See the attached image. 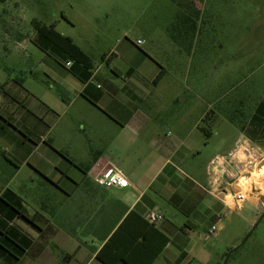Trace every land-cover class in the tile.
<instances>
[{
  "label": "crops",
  "instance_id": "1",
  "mask_svg": "<svg viewBox=\"0 0 264 264\" xmlns=\"http://www.w3.org/2000/svg\"><path fill=\"white\" fill-rule=\"evenodd\" d=\"M53 29L56 31L55 25ZM185 29L171 36L185 45L193 44L195 38ZM35 36L33 31L31 37ZM46 50L49 61L43 82L49 90H28L25 120L8 114L27 131L26 139L36 137V141L29 140V146L9 150L21 163L15 166L12 179H17L31 161L33 168L28 166L29 171L31 176H38L39 182L34 193L27 183L10 189L21 199L31 223L0 214L4 228L11 229L22 249H16V260L0 253V264H102L97 254L130 212L146 222L150 213L162 217L153 226L168 243L152 264L159 258L166 264H189L193 260L192 236L200 232L215 235L222 228L221 213L242 208L236 210L228 199L240 191L238 181L248 157L264 156V99L250 116L240 117L243 123L228 118L233 126L240 123V132L236 137H222V145L205 165L214 113H203L188 129V104L176 98L163 101L160 86L169 73L144 52L139 50L136 62L133 59L123 68L115 66L104 73L93 64L86 71L63 60L51 52L50 46ZM112 57L118 56L111 54L108 58ZM146 59L153 65L146 66ZM161 68L164 74L155 83ZM198 71L189 68L183 77H196ZM187 92L195 104L199 105L200 95L204 102L203 87L193 85ZM230 108L234 113L235 108ZM259 109L263 111L260 115ZM205 122L208 129L200 126ZM195 131L204 137H193ZM239 140L246 142L238 151ZM0 154L6 151L0 148ZM69 162L90 165L86 177ZM110 168L127 179L126 189H102L95 184L94 178ZM30 185H34L33 179ZM6 189L0 186V197ZM16 190L21 194L28 190L26 197L37 210L28 212ZM212 227L216 228L214 234H210Z\"/></svg>",
  "mask_w": 264,
  "mask_h": 264
},
{
  "label": "rangeland",
  "instance_id": "2",
  "mask_svg": "<svg viewBox=\"0 0 264 264\" xmlns=\"http://www.w3.org/2000/svg\"><path fill=\"white\" fill-rule=\"evenodd\" d=\"M179 2L181 0L0 2V148L6 151L5 155L0 154V186L12 190L16 184L21 187L22 183H27L34 193L39 182L38 176H31L29 171L31 161L25 164L17 179H12L15 166L21 163L9 151L29 146V140L36 141V137L26 139L27 131L8 114L13 113L14 119L23 116L25 120L27 116L23 112L27 107L28 90L41 93L50 87L43 82L48 52L40 46L36 36L31 37V21L46 27L55 25L56 31L71 38L91 59L94 69L101 72L110 73L115 66L123 68L133 59L136 62L141 55L139 50L163 66L169 73L160 86L163 101L175 98L179 103L186 101L189 117L185 126L188 129L199 122L203 113H214L216 120L210 126L212 138L205 146V165L222 145V137L238 136L239 125L243 123L241 118L250 116L264 99V0H205V5L196 2L200 16L194 43L188 45L171 36L184 29L182 27L180 32L178 27L170 28L171 25L182 22L188 15L187 10L178 6ZM201 39L205 40L204 44ZM111 54L118 57L108 58ZM143 63L148 67L153 65L148 59ZM189 68L201 72L198 71L196 77L184 78L183 73ZM193 85L204 90V102L200 95L199 105L187 92ZM190 103L193 104L190 106ZM231 106L236 112L232 113ZM262 113L260 109L257 112ZM228 118L240 123L233 126ZM200 126L207 128L206 122ZM172 127H169L170 133ZM193 137L204 136L195 131ZM244 175L249 178L242 179L241 185H253L255 190H261L260 194L248 193L247 199L254 203L247 201L238 211H223L219 222L222 228L215 235L194 234L193 260L189 264H264V206H261L264 205L261 195L264 194V167L257 166L252 173L244 172ZM16 191L24 199L28 212L37 210L26 197L28 190L24 194ZM155 264L166 263L159 258Z\"/></svg>",
  "mask_w": 264,
  "mask_h": 264
},
{
  "label": "trees",
  "instance_id": "3",
  "mask_svg": "<svg viewBox=\"0 0 264 264\" xmlns=\"http://www.w3.org/2000/svg\"><path fill=\"white\" fill-rule=\"evenodd\" d=\"M203 1L181 0L178 6L182 10L183 8L187 10L188 15H185L182 22H175L174 28L178 27L177 29L180 32V28H187L185 30L188 33L190 32L194 37L197 32L196 25L200 16V9H198L195 3L200 4ZM0 2H3V0H0ZM30 24L36 33V37L40 40V46L46 52V47L50 46L51 52L59 54L63 60H70L74 64L80 65L86 71L92 69V63L89 58L69 38L63 37L54 31L53 26L46 27L36 21H31ZM163 74L164 69L161 68L154 80L155 83L162 78ZM206 137L208 136L206 135ZM69 163L74 165L72 162ZM74 166L86 177L90 165ZM0 212L2 217L7 219L16 216L31 223L25 217V210L21 205V199L10 189H6L0 197ZM4 226V222L0 219V253L6 254L16 260L19 256L16 249L20 251L22 249L19 248L16 240L13 238L11 229L4 228ZM167 243L168 239L156 230L153 225L144 221L135 213L130 212L104 243L97 254V260L102 264H152Z\"/></svg>",
  "mask_w": 264,
  "mask_h": 264
},
{
  "label": "built area",
  "instance_id": "4",
  "mask_svg": "<svg viewBox=\"0 0 264 264\" xmlns=\"http://www.w3.org/2000/svg\"><path fill=\"white\" fill-rule=\"evenodd\" d=\"M139 44L140 43L138 42L137 45H139ZM66 66H68V64H66ZM244 141L245 140H243V141L239 140L237 142L236 148L238 151L241 149V147L245 146ZM247 150L249 151L248 147H247ZM245 151H246V149H245ZM215 163H216V159L210 163V166L211 167L214 166ZM257 166H260V169H262V167H264V156H261L259 159L257 157H254V156L248 157L246 165H244L245 169H243V171L248 172L250 174L253 172V169ZM244 178H246V176L243 173L241 179L238 181V186L240 188V191L235 193L232 197H230L228 199L229 203L232 204L236 210L240 209L243 206V204L245 202H247L248 193L253 194L256 191L260 194V192H261L260 189L255 190L253 185L250 187L242 186L241 180ZM248 178H246V179H248ZM94 182L98 187H100L102 189L117 188V189L124 190L128 187L127 179L116 168H110V169L103 171L100 175H98L97 177L94 178ZM261 195H263V194L261 193ZM261 206H264V205L261 204ZM146 220L149 224L154 225V224L158 223L159 221H161L162 217L160 215L150 213L147 215ZM215 232H216V228L212 227L210 229V234H214Z\"/></svg>",
  "mask_w": 264,
  "mask_h": 264
}]
</instances>
